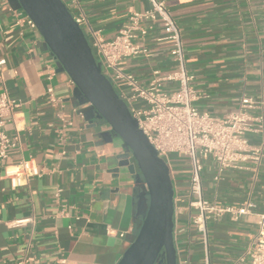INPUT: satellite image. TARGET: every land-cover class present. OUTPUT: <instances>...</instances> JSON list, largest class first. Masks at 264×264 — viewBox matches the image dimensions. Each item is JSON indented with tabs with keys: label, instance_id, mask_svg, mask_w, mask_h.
Wrapping results in <instances>:
<instances>
[{
	"label": "crops",
	"instance_id": "crops-1",
	"mask_svg": "<svg viewBox=\"0 0 264 264\" xmlns=\"http://www.w3.org/2000/svg\"><path fill=\"white\" fill-rule=\"evenodd\" d=\"M158 1L179 27L198 110L223 117L245 96L261 106L255 114L264 116V0ZM150 8L148 0H77L72 13L85 19L81 28L87 38L90 27L111 39L132 12ZM11 10H17L14 4L0 0V58L5 60L0 93L20 102L3 128L16 138V146L0 160V264H117L142 223L141 189L128 168L120 166L126 148L91 115L39 32L20 29ZM162 36L157 22L145 43L147 56L124 62L143 85L149 84L153 70L170 68L168 45L156 40ZM48 67L54 70L51 79ZM48 87L60 100L58 107L45 98ZM247 137L262 146L260 163H248L247 171L226 172L216 194L214 163L207 161L204 167L208 198L223 205L250 200L256 206L237 222L223 216L207 223L211 264L234 263L264 210V129ZM170 160L175 246L198 264L201 249L187 210L186 159ZM21 163L33 174L14 186L11 173Z\"/></svg>",
	"mask_w": 264,
	"mask_h": 264
},
{
	"label": "built area",
	"instance_id": "built-area-1",
	"mask_svg": "<svg viewBox=\"0 0 264 264\" xmlns=\"http://www.w3.org/2000/svg\"><path fill=\"white\" fill-rule=\"evenodd\" d=\"M149 10L132 12L126 23L111 39H105L101 30L88 28L89 46L102 75L110 82L118 97L126 104L138 128L148 139L170 169V155L176 154L186 159L188 168L187 210L191 216L190 228L195 234V242L200 245L201 257L198 264H211L207 223L229 216L233 222L249 216L256 208L250 200L238 204L223 205L216 198H208L204 191L203 172L207 161L214 163L212 191L216 194L218 184L226 172L249 170L247 164H259L263 156L261 145H253L248 135H258L264 129V116L256 115L261 106L252 99L243 96L236 110L223 117L201 112L194 105L198 98L192 88V77L188 74L183 42L179 27L170 16L162 2L148 0ZM81 27L86 21L82 15H74L77 0H61ZM15 24L21 29L26 27L37 31L36 25L21 9L11 10ZM157 22L163 36L158 43L168 45L171 59L170 68L165 72L155 69L149 84L143 85L127 72L124 62L138 56H147L146 40ZM55 58V57H54ZM56 60V59H55ZM5 60L0 58V73ZM47 79H51L54 70L48 67ZM72 86H75L70 81ZM45 98L52 108L60 105L51 87L46 89ZM20 102L7 92L0 93V160L8 157L10 149L16 146V138L8 136L4 126L11 120ZM27 163L17 165L11 175L12 184L19 185L18 179L32 175ZM144 190L146 186L142 183ZM56 193V197H58ZM27 220L15 222L22 225ZM255 231L249 237L243 252L233 264H264V210L257 214ZM176 248V246H175ZM177 264H192L189 256L178 252ZM19 264H27L25 260Z\"/></svg>",
	"mask_w": 264,
	"mask_h": 264
},
{
	"label": "water",
	"instance_id": "water-1",
	"mask_svg": "<svg viewBox=\"0 0 264 264\" xmlns=\"http://www.w3.org/2000/svg\"><path fill=\"white\" fill-rule=\"evenodd\" d=\"M7 1L34 22L60 69L75 85L76 94L89 105L91 115L107 125L109 133L126 148V153L119 156L120 166L128 168L141 189L138 210L142 212V223L117 264H177L170 169L102 75L82 28L61 0ZM129 159L134 163L130 164Z\"/></svg>",
	"mask_w": 264,
	"mask_h": 264
},
{
	"label": "rangeland",
	"instance_id": "rangeland-1",
	"mask_svg": "<svg viewBox=\"0 0 264 264\" xmlns=\"http://www.w3.org/2000/svg\"><path fill=\"white\" fill-rule=\"evenodd\" d=\"M178 155H176V154H173V155H171L170 157H177ZM179 158V157H178Z\"/></svg>",
	"mask_w": 264,
	"mask_h": 264
},
{
	"label": "flooded vegetation",
	"instance_id": "flooded-vegetation-1",
	"mask_svg": "<svg viewBox=\"0 0 264 264\" xmlns=\"http://www.w3.org/2000/svg\"><path fill=\"white\" fill-rule=\"evenodd\" d=\"M159 264V263H158ZM160 264H162V263H160Z\"/></svg>",
	"mask_w": 264,
	"mask_h": 264
}]
</instances>
